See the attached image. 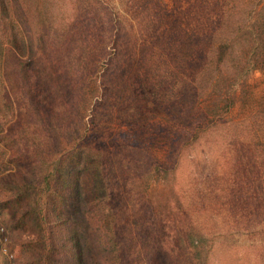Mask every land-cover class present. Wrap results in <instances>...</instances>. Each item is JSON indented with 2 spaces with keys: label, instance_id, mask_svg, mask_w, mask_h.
<instances>
[{
  "label": "rangeland",
  "instance_id": "obj_1",
  "mask_svg": "<svg viewBox=\"0 0 264 264\" xmlns=\"http://www.w3.org/2000/svg\"><path fill=\"white\" fill-rule=\"evenodd\" d=\"M0 264H264V0H0Z\"/></svg>",
  "mask_w": 264,
  "mask_h": 264
},
{
  "label": "trees",
  "instance_id": "obj_2",
  "mask_svg": "<svg viewBox=\"0 0 264 264\" xmlns=\"http://www.w3.org/2000/svg\"><path fill=\"white\" fill-rule=\"evenodd\" d=\"M25 32H26L25 34H26V37H27L26 39L28 41V47H29L28 50L33 54V52L36 50V48L33 47V43L31 41L29 30H26ZM10 39L13 40L14 39V35H11ZM15 45H18V44H15ZM218 47H220V45ZM210 50L213 52V54H212L213 56H215V52H216V54L220 53L219 48H218V51H215V49H213V47L210 48ZM211 51H210V53H211ZM90 53H91V50H90ZM34 55H35V53L32 55L31 59H35ZM212 60H210V66L211 67H212ZM29 63H30V61H29ZM78 65H79V68H80V72L82 73V68L85 66V61L82 63V66L80 65V63H78ZM81 73L80 74L78 73V76L76 77L77 84H79L80 81H81V76H82ZM196 103L197 102H195V104ZM186 114L188 115V117L191 118V120H194V119H196L199 116H203V118L205 119V115L199 113V107L196 108V106L193 105V102H192V106L187 109ZM77 115L79 117V113ZM97 120H101V117H97L95 121L91 122V124L89 122L88 130L91 133L95 131V132L99 133L97 135L101 136L102 134H104L106 129H105L104 126H102L100 124V122H97ZM77 133H78V131L76 132L74 140H73V148H72L73 149V154H71L70 158H75L77 160L85 159L89 163V165L92 168L93 172L95 174H99L103 170L102 169L103 165L101 164L102 162L99 161V158L102 155L101 152L99 150H95L94 148L91 149L89 146H87V148H85L86 146L85 147L81 146V144L79 143V138H78L79 136L77 135ZM67 143H69V141ZM56 145H58V144H56ZM84 148H85V150H83ZM54 151L55 152H58V151L62 152L63 149L62 148L59 149V150L55 149ZM60 162H61V160L58 158L56 160V163L54 164V168H53V171H52V176H54V177H55V174L57 172L58 165L60 164ZM46 189H48V188H46ZM112 241H113L112 238L109 237L108 238V243H110L112 245L113 244Z\"/></svg>",
  "mask_w": 264,
  "mask_h": 264
}]
</instances>
